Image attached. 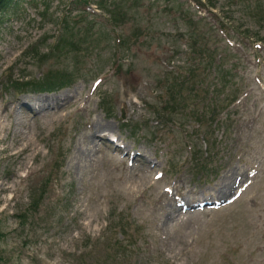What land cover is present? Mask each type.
Returning a JSON list of instances; mask_svg holds the SVG:
<instances>
[{"label":"rangeland","instance_id":"374dc122","mask_svg":"<svg viewBox=\"0 0 264 264\" xmlns=\"http://www.w3.org/2000/svg\"><path fill=\"white\" fill-rule=\"evenodd\" d=\"M13 1L0 11V264H264V0H126L115 30L100 0ZM56 69L74 81L9 82ZM168 91L185 107L152 112ZM89 119L100 133L77 165Z\"/></svg>","mask_w":264,"mask_h":264},{"label":"trees","instance_id":"16d2710c","mask_svg":"<svg viewBox=\"0 0 264 264\" xmlns=\"http://www.w3.org/2000/svg\"><path fill=\"white\" fill-rule=\"evenodd\" d=\"M87 2V0H84ZM13 0H0V11H3L4 9H6L7 7L11 6L13 4ZM96 3L105 10V12L107 13V17L105 18V22H107V25H110V27H113L115 30V26H117L118 24H120L121 22L125 21L128 18V13H126V9H125V3L127 4L126 0H100V1H96ZM95 15V14H94ZM107 35V34H106ZM118 37V36H117ZM115 37V38H117ZM60 38V37H59ZM119 41L121 40L120 38H118ZM256 41V40H255ZM36 45H38L37 43H35ZM66 44L70 45V48L75 47V42L73 41L70 42L69 40L66 41ZM66 44L62 45L59 44V42L55 43L54 45L50 46L49 52H46L45 54L50 56V54L52 53L53 50H57L59 52H62V49L64 46H66ZM35 45V46H36ZM35 46H31V48L33 49V47ZM203 50H207L205 48H202L201 51ZM44 54V53H43ZM214 54H212L213 56ZM215 59H217V56L214 55ZM215 65V64H214ZM215 67H213L214 70ZM196 70H191L190 72H194ZM186 77V78H185ZM74 77L72 75V72L70 70H66V69H56V70H51L47 75H44V78L39 80V81H17V79L14 80H10L9 82L13 85V87L15 89H19L21 91H24L27 88V86H31L30 90H37V91H51L53 89H60V88H64L69 86L73 81H74ZM187 81L191 84V78L184 76L182 77V79L179 81V85H180V89L183 86L184 81ZM169 87L171 89H174L175 87L173 86V83H169ZM24 89V90H22ZM191 89V87H190ZM19 91V92H21ZM184 93L179 92V93H174V94H170V92L168 91V100L164 103L163 106L161 107H155L154 109H152L151 111L154 113H157L158 115H160V113H176L178 111L181 110V108H184L186 104H184V97H183ZM187 96L190 97L189 94H187ZM236 100V96H233L230 101L234 102ZM42 193H40L41 195ZM37 200H35L36 202ZM121 230L120 233L122 235L121 239H118L116 242H120L123 243L125 236H126V232L124 231V224H121ZM123 257H128V253L124 252L123 253Z\"/></svg>","mask_w":264,"mask_h":264},{"label":"bare ground","instance_id":"6f19581e","mask_svg":"<svg viewBox=\"0 0 264 264\" xmlns=\"http://www.w3.org/2000/svg\"><path fill=\"white\" fill-rule=\"evenodd\" d=\"M46 98H47V100L50 101L51 105H54L53 104L54 99H50L48 96H46ZM44 103H45L46 106H49L47 102H44ZM72 103L73 104H76V103H78V100L74 99ZM38 105H39V103H35V104L34 103H31V104L27 105V102H24L22 104H20V103L18 104V106L20 108L25 109L27 111V113L36 111L35 108ZM0 111H2V107L0 108ZM8 116H9V114H7V117ZM84 126H85V129L88 130V131H90V132L86 133V135H84L83 137H81L79 139L78 143H75V145H73L72 148H71V150H72L71 151L72 152L71 153V160L73 159L75 161V162L74 161L73 162L74 163H77V165L82 164L84 162V160H86L90 156V154H87V153H88V151H90L91 144L89 142H86L87 141V138L89 136H96V135H98L100 133V129L98 128L99 127L98 121H94L92 119H89L88 122H86ZM21 136H22V134H21ZM27 137H29V135H27ZM24 139L27 140V138H25V137H24ZM26 143H28V142L26 141L25 144ZM115 145H116V147H114V148H111L109 146L110 147V150L118 151L117 149H122V147L120 145H117V144H115ZM90 162H91V160H90ZM209 200H212V199L211 198H207L204 203L207 204V201H209ZM230 202H232V201H230ZM182 208L183 207H181V209Z\"/></svg>","mask_w":264,"mask_h":264},{"label":"water","instance_id":"95a60500","mask_svg":"<svg viewBox=\"0 0 264 264\" xmlns=\"http://www.w3.org/2000/svg\"><path fill=\"white\" fill-rule=\"evenodd\" d=\"M122 116L124 117V114H123V112H122Z\"/></svg>","mask_w":264,"mask_h":264}]
</instances>
